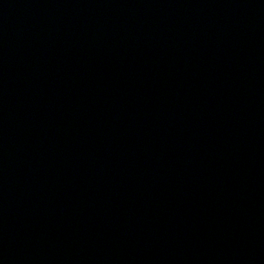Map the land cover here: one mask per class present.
Returning a JSON list of instances; mask_svg holds the SVG:
<instances>
[{"label": "water", "instance_id": "1", "mask_svg": "<svg viewBox=\"0 0 264 264\" xmlns=\"http://www.w3.org/2000/svg\"><path fill=\"white\" fill-rule=\"evenodd\" d=\"M0 264H264V0H0Z\"/></svg>", "mask_w": 264, "mask_h": 264}]
</instances>
